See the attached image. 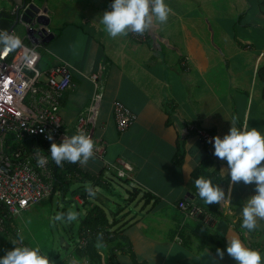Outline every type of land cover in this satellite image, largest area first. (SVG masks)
I'll return each mask as SVG.
<instances>
[{
	"label": "crops",
	"instance_id": "0c3cea01",
	"mask_svg": "<svg viewBox=\"0 0 264 264\" xmlns=\"http://www.w3.org/2000/svg\"><path fill=\"white\" fill-rule=\"evenodd\" d=\"M167 3L172 9L168 21H154L146 40L135 41L129 32L109 36L99 22L111 0H0V29L13 28L12 11L24 4L39 6L50 18L48 38H53L44 45L48 61L43 63L40 53L42 71L62 62L72 66V83L61 109L64 133L58 143L77 132V122L96 92L90 76L101 74L94 136L105 143V153L95 154L87 163L67 162L95 176L104 172L113 195L115 182L121 188L117 194L126 193L121 196L125 207L120 205L112 217L105 212L110 223L114 214L118 221L109 231L117 230L127 240L93 238L90 249L83 251L79 246L83 229L76 237L73 225L66 223L69 239L61 237L56 252L53 246L49 257L54 264H212L217 248L225 249L219 264H237L226 252L232 236L264 252V218L251 232L241 228V207L255 193L254 183L233 182L223 170L227 161L214 155L213 144L206 145L190 128L195 125L223 136L235 116L240 126L264 130V78L259 74L264 71V0ZM118 101L136 114L123 133L113 113ZM125 165L132 171L127 170V179L116 181L117 169ZM200 175L220 184L228 200L208 205L195 186ZM59 176L69 183L67 193L57 192L44 203L51 204V216L57 198L60 211L69 210L67 203H76L81 225L89 206L81 193L73 191L92 184L74 179L63 166ZM93 187L101 194V187ZM134 190L139 194L132 202L129 196ZM183 201L202 208L210 220L187 217L179 208ZM14 218L0 231V255L16 247L12 240L21 237Z\"/></svg>",
	"mask_w": 264,
	"mask_h": 264
},
{
	"label": "built area",
	"instance_id": "2783aa9c",
	"mask_svg": "<svg viewBox=\"0 0 264 264\" xmlns=\"http://www.w3.org/2000/svg\"><path fill=\"white\" fill-rule=\"evenodd\" d=\"M19 9L16 7L12 11L16 18ZM15 26L16 23L9 32L14 34ZM27 27L31 46L25 44L27 47L7 54L0 51V231L6 230L9 218L20 215L53 194L56 179L49 152L53 141L48 134L51 132L57 142L64 133L61 109L64 95L72 83V66L67 62L48 71L38 67L39 48H44L45 44L37 42L31 33L37 27ZM41 28L39 26L38 30ZM50 34L48 29L46 39ZM129 35L135 41H145L147 30L144 33L129 31ZM90 77L96 83V92L89 108L77 122V131L85 130L93 137L94 153L101 157L105 153V143L94 134L103 84L99 82L100 73ZM113 113L121 133L136 120V114L121 101L115 103ZM190 128L206 145H212L209 138L214 137L213 134L195 125ZM41 157H45L42 163ZM127 170L132 171V168L125 165V169H117V177L127 179ZM179 208L187 217L196 219L204 216L210 220L202 208L191 206L186 201L180 202ZM90 235L89 229L82 231L80 248L86 247Z\"/></svg>",
	"mask_w": 264,
	"mask_h": 264
},
{
	"label": "clouds",
	"instance_id": "9594fccd",
	"mask_svg": "<svg viewBox=\"0 0 264 264\" xmlns=\"http://www.w3.org/2000/svg\"><path fill=\"white\" fill-rule=\"evenodd\" d=\"M172 9L167 0H111L110 9L99 17L107 34L117 37L129 31L144 33L153 27L154 21L165 23ZM21 47H27L20 35L7 30H0V51L7 54ZM238 117H233L231 127L223 136L217 134L209 138L214 146V155L227 161V168L233 182L243 181L255 185V193L242 204L243 217L241 228L251 232L258 227L259 220L264 218V130L257 127L240 126ZM48 138L51 157L58 165L64 161L87 163L94 153L95 141L85 130L67 135L62 142H56L51 132ZM45 157H41L40 162ZM199 196L209 205L228 200L220 184L213 183L212 177L200 175L195 179ZM90 197L96 195L93 186L86 188ZM23 203V202H22ZM20 209H17L19 212ZM80 213L76 210L58 211L54 221L72 223L77 221ZM23 237L13 239L16 247L0 255V264H54L40 244L23 243ZM209 251V249H208ZM207 251V252H208ZM226 252L237 264H264V252L249 246L239 236L228 237ZM225 249L217 248L212 257V264H219Z\"/></svg>",
	"mask_w": 264,
	"mask_h": 264
},
{
	"label": "rangeland",
	"instance_id": "374dc122",
	"mask_svg": "<svg viewBox=\"0 0 264 264\" xmlns=\"http://www.w3.org/2000/svg\"><path fill=\"white\" fill-rule=\"evenodd\" d=\"M16 23L15 21L13 22ZM32 27H37V23L33 22L31 24ZM28 27L24 22L19 21L18 24L14 27V34L20 35L23 38L24 44H29L28 39ZM42 52V62L48 61V53L44 48H40V53ZM108 177H110V174H108ZM116 181L119 180V178H115ZM114 189L117 193H120L119 190L121 189L118 183H114ZM72 188H76L75 183L73 184ZM110 189H113V185H110ZM101 194L96 192V195L92 197V203L93 204H100L102 205V208L108 213L110 217H112L113 212H116L120 205L125 207L126 202L123 201L121 196L125 197L126 193L121 192L122 194L113 195L112 191L106 190V189H99ZM79 192H83L84 194H89L86 190L80 189ZM98 194V195H97ZM103 195V196H102ZM106 198H109L113 203L110 201H107ZM72 199V193L68 195V200ZM46 201V200H44ZM41 202L39 204H36L31 207V210H25L20 215L16 216L13 220V223L22 229L21 237H23V240L28 243H35L40 244L42 247H44V251L48 253V255H51L54 253L53 246L55 247V252L58 251L62 244V238L66 237L69 239L68 234L64 232V229L67 228L66 223L63 221H54V216L56 212L60 211L58 209V198L55 201V207L53 210V215H50L49 208L50 205L49 202L44 203ZM97 202V203H95ZM41 204V205H40ZM70 206L67 203L69 210H76L77 211V205L76 203H69ZM66 205V204H65ZM84 211V208H81V212ZM83 216V213H82ZM113 219V218H112ZM73 225V231L75 232V236L77 237L79 235V228H80V220L77 219V221H74L71 223ZM54 236V237H53ZM114 242V241H113ZM77 244V243H76ZM113 245V243H110ZM107 247H103L104 252H107ZM84 251V249H82Z\"/></svg>",
	"mask_w": 264,
	"mask_h": 264
},
{
	"label": "trees",
	"instance_id": "16d2710c",
	"mask_svg": "<svg viewBox=\"0 0 264 264\" xmlns=\"http://www.w3.org/2000/svg\"><path fill=\"white\" fill-rule=\"evenodd\" d=\"M14 20H16V16H14ZM259 74L262 78H264L263 70H261ZM167 106H170V105H167ZM51 166L54 171L55 179H56L52 196L56 194L57 192L66 194L67 190L69 189V183L68 184L63 183V181L61 180L59 176L62 166L65 167L74 176V179L78 181H81L84 183H91L92 186L101 187L106 190L113 191V189H110V183L108 179L105 177L104 172H102L98 176H95V175L82 171L79 167H77L76 165L72 163H68L67 161H64L62 165H58L52 157H51ZM79 191L80 190L73 191V192L81 193L80 196L84 199V204L86 206L87 205L89 206L87 215L80 225L81 230L89 229L91 231V235L88 238V243L85 249H88V248L90 249V246H89L91 243L90 239H93V238L95 240L98 239V241H104V242L112 240L114 237H120L122 240H127V238L123 236L122 234L118 233L117 230L113 232L109 231V229L114 228L118 224V221H115L116 214H114L115 216L113 217V221L110 223V219L108 218L105 210L99 205H96L90 202L89 200L91 197L89 194L87 195ZM137 193L138 191H135V190L132 191L130 193L129 200L133 202L136 196L139 194ZM9 219H12V218H9Z\"/></svg>",
	"mask_w": 264,
	"mask_h": 264
},
{
	"label": "water",
	"instance_id": "95a60500",
	"mask_svg": "<svg viewBox=\"0 0 264 264\" xmlns=\"http://www.w3.org/2000/svg\"><path fill=\"white\" fill-rule=\"evenodd\" d=\"M16 19V24H18L19 21L24 22L26 25H31L33 22L37 23V29L35 31L31 30V33L37 42L46 44L53 38V36H51L46 39L47 27L50 25V18L42 13V9L39 6L32 4L26 8V4H24L19 9ZM39 26L42 28L38 30Z\"/></svg>",
	"mask_w": 264,
	"mask_h": 264
}]
</instances>
